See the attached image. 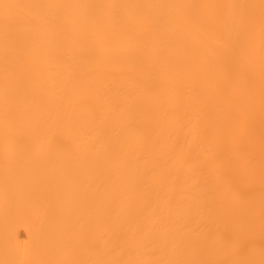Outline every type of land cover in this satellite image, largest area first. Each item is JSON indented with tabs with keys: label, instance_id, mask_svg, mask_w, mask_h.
Returning a JSON list of instances; mask_svg holds the SVG:
<instances>
[{
	"label": "bare ground",
	"instance_id": "obj_1",
	"mask_svg": "<svg viewBox=\"0 0 264 264\" xmlns=\"http://www.w3.org/2000/svg\"><path fill=\"white\" fill-rule=\"evenodd\" d=\"M262 220V0H0V264H260Z\"/></svg>",
	"mask_w": 264,
	"mask_h": 264
},
{
	"label": "snow or ice",
	"instance_id": "obj_2",
	"mask_svg": "<svg viewBox=\"0 0 264 264\" xmlns=\"http://www.w3.org/2000/svg\"><path fill=\"white\" fill-rule=\"evenodd\" d=\"M2 7L5 10L13 9V8H21V7H42V6H27V5H20V4H4ZM262 7H264V0H262ZM9 19L7 12L5 14V20ZM261 230L264 232V220L261 223ZM95 264H114V262H95ZM124 264H129V262H124ZM166 264H184V262H166ZM193 264H208V262H193ZM235 264H255V261L252 260H241L235 262ZM260 264H264V260L260 262Z\"/></svg>",
	"mask_w": 264,
	"mask_h": 264
}]
</instances>
